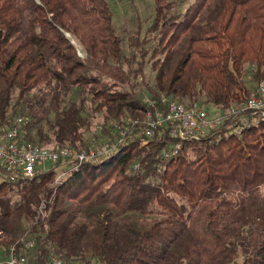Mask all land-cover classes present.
I'll use <instances>...</instances> for the list:
<instances>
[{
    "label": "trees",
    "instance_id": "16d2710c",
    "mask_svg": "<svg viewBox=\"0 0 264 264\" xmlns=\"http://www.w3.org/2000/svg\"><path fill=\"white\" fill-rule=\"evenodd\" d=\"M153 4L126 57L108 0H0V134L22 118L21 144L84 150L109 141L124 117L136 121L93 161L28 178L0 165V248L39 263L264 264V110L228 116L174 155L166 128L143 145L134 137L146 98L223 113L255 94L264 0ZM86 104L101 114V136ZM26 242L33 248L21 250Z\"/></svg>",
    "mask_w": 264,
    "mask_h": 264
},
{
    "label": "built area",
    "instance_id": "2783aa9c",
    "mask_svg": "<svg viewBox=\"0 0 264 264\" xmlns=\"http://www.w3.org/2000/svg\"><path fill=\"white\" fill-rule=\"evenodd\" d=\"M144 102L151 110L144 114L143 127L134 134V137L143 145L152 137L153 131L166 128L168 137L175 141L170 150L174 155L180 149L182 142L199 141L208 131L220 126L228 116L243 114L244 112L258 113L263 111L264 81L257 85L255 94L247 102L234 104L223 113L217 111L214 117H209L207 110L198 104L186 105L165 98H162L160 103H153L148 98ZM24 121V119L19 118L16 127L0 134V165L8 172L13 173L15 171L27 178L32 177L37 168H45L46 164L52 166L59 162L63 164L64 161H74L80 164L105 157L126 141V133L136 124V121H132L130 118L125 119L119 125L120 127H115L109 141L99 145L90 143L87 149L75 150L21 144L18 138V126H21ZM244 122L246 120L241 117L239 124ZM236 129L240 130V125ZM170 152L165 153L164 157ZM133 168L136 169V166ZM32 248L33 243L26 242L20 249L29 250ZM22 253L25 252H20L15 247H10L7 250L0 248V264H62V261L55 257H48L45 263H39L32 256Z\"/></svg>",
    "mask_w": 264,
    "mask_h": 264
},
{
    "label": "rangeland",
    "instance_id": "374dc122",
    "mask_svg": "<svg viewBox=\"0 0 264 264\" xmlns=\"http://www.w3.org/2000/svg\"><path fill=\"white\" fill-rule=\"evenodd\" d=\"M184 2V7L190 3V0H182ZM153 2L154 0H108V4L110 7V10L113 15V25L116 28L119 37L122 40V49H123V55L126 57L131 56L130 49L128 47L129 45V37L132 35V33L136 30L137 25V19L141 22L142 31H145L149 25L150 18L153 15ZM75 47L77 49V53L80 57H84V52L82 48L75 44ZM145 76L147 82L152 80L153 77V71L150 68V65H147L145 68ZM67 99H70L68 96ZM87 112L90 113V104H86ZM209 117H214L216 115V112L213 109H206ZM91 117V124H92V132L93 134H96L97 136H101V130H99V127H102V118L101 114L96 113L93 114L92 112L89 114ZM126 119H129V117H124ZM46 131V128H45ZM32 135L35 136V132L32 133ZM87 138L91 137V133L86 134ZM92 140V139H90ZM102 144V143H100ZM43 146H46L45 144H41ZM99 145V144H98ZM49 146H46L47 148H52ZM50 165L46 164V169H49ZM61 167V166H60ZM59 167V168H60ZM63 175V173H59V176L57 177V180L60 179V177Z\"/></svg>",
    "mask_w": 264,
    "mask_h": 264
}]
</instances>
